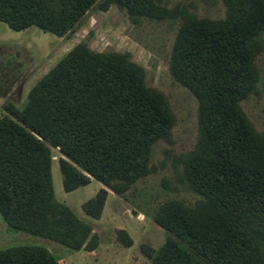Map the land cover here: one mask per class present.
Segmentation results:
<instances>
[{"label":"trees","instance_id":"trees-1","mask_svg":"<svg viewBox=\"0 0 264 264\" xmlns=\"http://www.w3.org/2000/svg\"><path fill=\"white\" fill-rule=\"evenodd\" d=\"M98 0H0V22L62 36ZM161 0H104L128 12L167 17ZM224 17L182 22L171 73L198 101L199 136L185 161L202 198L176 200L153 215L167 236L151 264H264V136L240 102L255 88L264 36V0H223ZM0 215L11 230L93 250L97 235L54 196L49 146L57 147L63 186L90 177L117 195L149 172L152 145L167 139L173 116L143 75L117 57L79 43L30 89L21 108L2 105ZM80 170H79V169ZM82 204L96 217L107 190ZM0 264H59L44 247L0 249Z\"/></svg>","mask_w":264,"mask_h":264},{"label":"rangeland","instance_id":"rangeland-1","mask_svg":"<svg viewBox=\"0 0 264 264\" xmlns=\"http://www.w3.org/2000/svg\"><path fill=\"white\" fill-rule=\"evenodd\" d=\"M167 17L128 12L116 3L98 0L73 30L62 36L29 27L14 31L0 22V116L2 105L21 108L31 87L77 44L117 57L138 70L144 83L161 98L173 116L167 139L157 140L149 155V172L138 178L124 194L117 195L90 177L88 183L70 191L63 186L57 147H51V177L54 196L67 205L97 235L93 250H74L58 241L11 230L0 215V249L18 245L46 248L59 264H151L166 240V232L153 219L163 203L176 200L191 208L202 197L190 187L185 161L199 136L198 101L171 73L173 48L187 15L195 20L224 17L223 0H161ZM255 57L258 79L253 91L240 102L253 129L264 136V36ZM79 169V168H78ZM80 170V169H79ZM100 188L107 195L96 217L82 204ZM264 258V241L260 244Z\"/></svg>","mask_w":264,"mask_h":264}]
</instances>
